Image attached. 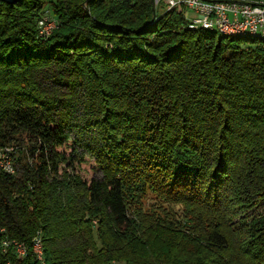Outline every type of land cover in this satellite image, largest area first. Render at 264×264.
<instances>
[{"label": "trees", "instance_id": "16d2710c", "mask_svg": "<svg viewBox=\"0 0 264 264\" xmlns=\"http://www.w3.org/2000/svg\"><path fill=\"white\" fill-rule=\"evenodd\" d=\"M8 144L0 235H40L46 264H264V38L192 30L152 0L0 1ZM147 190L185 206L158 250L130 210Z\"/></svg>", "mask_w": 264, "mask_h": 264}, {"label": "built area", "instance_id": "2783aa9c", "mask_svg": "<svg viewBox=\"0 0 264 264\" xmlns=\"http://www.w3.org/2000/svg\"><path fill=\"white\" fill-rule=\"evenodd\" d=\"M126 1V0H117ZM178 10L182 13L187 27L217 26L223 31L250 29L264 32V6L261 3L245 4L243 2H225L221 0H155L154 13L163 15L165 12ZM40 35L50 36L56 28L55 21L46 15L38 24ZM0 171L15 175L16 166L12 153L0 146ZM5 232L1 230V233ZM11 250H19L21 260L11 259ZM38 251V236L29 248L24 243L4 238L0 235V259L4 264H22L28 255Z\"/></svg>", "mask_w": 264, "mask_h": 264}, {"label": "rangeland", "instance_id": "374dc122", "mask_svg": "<svg viewBox=\"0 0 264 264\" xmlns=\"http://www.w3.org/2000/svg\"><path fill=\"white\" fill-rule=\"evenodd\" d=\"M49 7H45L43 12H47L46 14H42V17H45L48 15L49 19L51 21H55L56 28L54 31L58 28V23L56 22V18L52 14L51 11H48ZM39 24V23H38ZM53 31V32H54ZM5 148H7L15 157L14 163L17 160L16 158H20L22 156L20 149L18 147H14L13 145H6ZM88 168L82 169V175L87 176ZM130 210L132 212V215L135 217L137 220L138 217H142V219H150L151 222H153V229H152V235L156 236V239L152 243L153 247L155 250L161 249L166 247L169 243L172 242V238L174 237L173 235H170L169 233L163 232L161 229H156L158 226L163 224L165 219L167 221L169 220H175L179 224L184 225L185 224V219H184V212H185V206L180 203H172L168 202L155 193H153L150 190H147V192L135 202L134 205L130 206ZM264 212V204L258 208L253 209L250 214L252 216H256ZM149 221V220H147ZM152 228V227H151ZM156 229V233H155ZM160 230V231H159Z\"/></svg>", "mask_w": 264, "mask_h": 264}, {"label": "bare ground", "instance_id": "6f19581e", "mask_svg": "<svg viewBox=\"0 0 264 264\" xmlns=\"http://www.w3.org/2000/svg\"><path fill=\"white\" fill-rule=\"evenodd\" d=\"M221 1H225V2H243L245 4H257V3H261L262 6H264V0H254L252 2H246V1H242V0H221ZM152 4H153V8L155 9V0H152ZM190 29L194 30L197 28H202L204 30L207 31H212V32H217L226 36H230V37H246V36H254V37H261L264 38V32H259V31H254V30H250V29H238V31H223V29L217 27V26H205V27H189ZM38 251L39 253H33L34 256L36 257L37 261L39 264H46L45 261V255H44V248H43V243H42V239L41 236L38 235ZM11 257L13 260H21V253L19 252V250H11Z\"/></svg>", "mask_w": 264, "mask_h": 264}, {"label": "water", "instance_id": "95a60500", "mask_svg": "<svg viewBox=\"0 0 264 264\" xmlns=\"http://www.w3.org/2000/svg\"><path fill=\"white\" fill-rule=\"evenodd\" d=\"M0 1H2V2L6 3V4H9V5H15V4H17L18 2H20L22 0H0ZM84 8L87 10L86 3L84 4Z\"/></svg>", "mask_w": 264, "mask_h": 264}]
</instances>
